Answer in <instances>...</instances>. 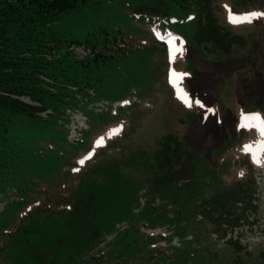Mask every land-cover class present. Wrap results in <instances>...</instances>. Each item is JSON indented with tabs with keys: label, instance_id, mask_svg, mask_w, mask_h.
Instances as JSON below:
<instances>
[{
	"label": "rangeland",
	"instance_id": "374dc122",
	"mask_svg": "<svg viewBox=\"0 0 264 264\" xmlns=\"http://www.w3.org/2000/svg\"><path fill=\"white\" fill-rule=\"evenodd\" d=\"M166 4L87 0L52 25L116 56L99 57L87 74L99 79L86 89L89 94L112 101L135 89L150 106L133 104L111 115L84 104L91 126L85 141L69 143L63 123L55 120L44 127V137L23 141L16 177L38 184L16 190L0 183V201L1 194L10 200L0 212V264H264V133L252 119L259 114L258 121L264 120V15H250L264 13V0H198L193 15L197 7L210 10L228 52L212 41L194 42L195 17L176 5L164 15ZM171 16L177 20L169 26L164 20ZM174 30L182 36L174 48L159 41L157 33ZM198 99L206 103L200 112ZM245 110L253 112L250 123L242 119ZM169 133L177 142L185 139L181 167L169 178L152 176V156H162ZM213 165L216 177L210 175ZM237 180L254 191L249 205L237 203L239 220L214 211V220L192 213ZM42 185L54 204H72L73 210L25 218L47 198ZM152 229L172 234L178 244L162 246L146 235Z\"/></svg>",
	"mask_w": 264,
	"mask_h": 264
},
{
	"label": "trees",
	"instance_id": "16d2710c",
	"mask_svg": "<svg viewBox=\"0 0 264 264\" xmlns=\"http://www.w3.org/2000/svg\"><path fill=\"white\" fill-rule=\"evenodd\" d=\"M86 2L87 0H0V183H5L6 186L27 190L23 183L38 184L35 179L16 177V166L24 157L23 141L40 135L44 137L46 129L44 127L54 120L59 124L65 109L78 104L75 92L68 88V85H77L81 93L87 88H93L99 79L89 80L90 76L87 74L98 66L99 57L102 59L116 57L97 51L93 42L89 46L87 43L68 37L65 32H58L52 28L62 14L77 10ZM196 3L198 4V0H167L166 8L169 10L164 15L169 14L170 9L172 11L175 8L174 5L179 9L181 7V11L188 14L195 8ZM197 9L196 24L192 32L193 41L197 44L212 41L217 49L228 52L229 46H225L222 37L216 35L215 31L220 28L216 25L210 10L202 6ZM202 31L207 32L204 37H200ZM236 38H239L237 41L239 46H245L244 38L241 36ZM73 43L83 44L88 48L89 54L84 59H77L68 50ZM105 47H108L107 43ZM137 48L139 47L132 49ZM121 52L125 54L124 49H121ZM44 54H52L53 57L49 60L43 56ZM94 62L95 66H93ZM41 75H47L55 80L54 91L48 89ZM194 91L195 89L192 88L191 96ZM21 97H28L38 104L26 102ZM199 102L201 107L206 105L203 100ZM46 109H50L51 114L44 118L39 112ZM40 123L38 130L30 129L32 124ZM176 138L174 133L163 137L162 156L158 154L152 156L154 167L152 176L161 177L165 173V177L169 178L170 171L181 167L183 158H179V153L182 156L179 148L185 139L182 138L177 142ZM245 157L249 158L248 156L243 158ZM216 170L213 165L210 168V175L216 177ZM240 180L228 183L223 190L219 188V192L211 194L208 200L196 204L191 209L192 213L200 212L206 220L209 218L214 220V211L221 213L222 216L232 217L234 222L239 220L241 217L237 216V203L249 205L254 193L250 191L249 183ZM17 183L23 186H18ZM40 191L47 198L43 203L34 205L25 218L37 212L57 214L70 212L73 208L72 204L65 207L57 206L58 203L54 204L52 194H48L49 190L44 189L43 185ZM157 222L145 220L147 225L151 223L155 225ZM3 248L4 246L0 247Z\"/></svg>",
	"mask_w": 264,
	"mask_h": 264
},
{
	"label": "snow or ice",
	"instance_id": "6c2138e0",
	"mask_svg": "<svg viewBox=\"0 0 264 264\" xmlns=\"http://www.w3.org/2000/svg\"><path fill=\"white\" fill-rule=\"evenodd\" d=\"M250 15H264V13H259V14H257V13H251ZM229 18L231 19V16ZM181 75H183V74H181ZM173 83H175V81H173ZM179 92L181 94V98L182 99H185V102L187 103V94L184 93L182 89L179 90ZM197 103H199V101H197ZM254 115H256L258 117L259 114H254ZM244 118L245 117H242V119H244ZM262 131H264V128H262ZM81 163H83V161H81ZM241 175H242V173H241Z\"/></svg>",
	"mask_w": 264,
	"mask_h": 264
},
{
	"label": "built area",
	"instance_id": "2783aa9c",
	"mask_svg": "<svg viewBox=\"0 0 264 264\" xmlns=\"http://www.w3.org/2000/svg\"><path fill=\"white\" fill-rule=\"evenodd\" d=\"M76 50L80 51V52H83V49L82 48H76ZM48 80V79H47ZM49 81V80H48Z\"/></svg>",
	"mask_w": 264,
	"mask_h": 264
}]
</instances>
